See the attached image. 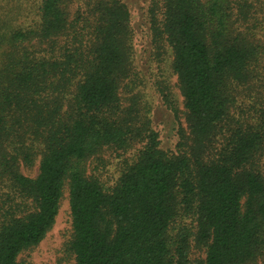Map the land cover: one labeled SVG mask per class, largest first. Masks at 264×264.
<instances>
[{"label": "trees", "instance_id": "1", "mask_svg": "<svg viewBox=\"0 0 264 264\" xmlns=\"http://www.w3.org/2000/svg\"><path fill=\"white\" fill-rule=\"evenodd\" d=\"M72 2L44 0L3 54L0 264H28L66 192L76 264L264 261V0H147L156 92L176 110L175 74L184 98L174 152L152 126L128 3ZM110 152L132 156L107 187L90 165Z\"/></svg>", "mask_w": 264, "mask_h": 264}, {"label": "rangeland", "instance_id": "2", "mask_svg": "<svg viewBox=\"0 0 264 264\" xmlns=\"http://www.w3.org/2000/svg\"><path fill=\"white\" fill-rule=\"evenodd\" d=\"M72 1V13H75L79 6H84L86 2V0ZM123 1L130 6L135 31V48L138 51V58L142 56V62L145 64L142 70L147 80V84L146 81L144 84H146V99L151 104L152 126L159 134L161 148L168 152H174V150L178 149L182 130H187V124L183 115L185 110L184 98L177 85V76L175 74L169 75L168 72L167 66L171 65L172 51L169 48V54L166 56L165 62L162 63L164 64L162 72H164L165 79L169 75L167 81L174 91L176 110L169 109L164 99L158 96L155 84L152 81L154 75L158 73V68L156 63H150V40L152 35L147 0ZM43 2L44 0H0V66L3 61V54L10 45L9 37L11 34L17 31L29 30L40 24ZM145 50L148 51L146 52ZM126 156H132V152L121 156L110 152L101 159H94L90 165V173H96L107 187H112L119 178L117 169L120 168V161ZM38 167L39 163H35L31 169L23 166L22 171L27 176L35 177L38 173ZM180 225L187 227L193 232L196 230V225L192 219H187ZM71 236L72 218L68 192H66L52 231L36 248L23 253L21 259L28 264H76L74 256L67 251ZM192 250L191 254L193 257L205 256L204 251H200L198 248H193ZM256 264H264V261L261 260Z\"/></svg>", "mask_w": 264, "mask_h": 264}]
</instances>
